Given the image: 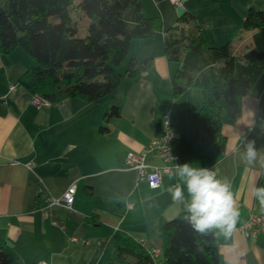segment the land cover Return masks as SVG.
<instances>
[{"label": "crops", "instance_id": "1", "mask_svg": "<svg viewBox=\"0 0 264 264\" xmlns=\"http://www.w3.org/2000/svg\"><path fill=\"white\" fill-rule=\"evenodd\" d=\"M180 2L182 8L169 0H139L143 14L156 19V32L149 39L132 40L124 63L126 67L136 56L150 58V66L132 79L122 78L112 94L94 102L66 98L48 107L33 106L32 94L20 82L32 61L20 48L0 50V240L10 264H106L118 233L147 251L159 249L156 264H163L162 227L186 212L184 203L173 202L167 192L179 182L176 166L162 175L157 189H150L137 181L126 155L158 137L167 113L176 165L215 167L232 181L240 209L236 246L215 235L219 264H264V234L248 238L239 229L250 216L264 217L251 192L254 184L264 186V169L259 164L246 167L233 147L237 136L246 135L264 150V73L240 98L239 116H222L224 152L211 158L199 151L195 140L201 91L187 88L173 94L179 64L164 53V36L181 13L192 17L209 46L229 42L236 52L245 50L254 33L243 29L245 16L250 8L264 12V0ZM111 106L118 107L119 116L105 120ZM147 163L162 165L154 154ZM71 185L76 188L72 206L55 205L51 218L45 217V200L61 197Z\"/></svg>", "mask_w": 264, "mask_h": 264}, {"label": "trees", "instance_id": "2", "mask_svg": "<svg viewBox=\"0 0 264 264\" xmlns=\"http://www.w3.org/2000/svg\"><path fill=\"white\" fill-rule=\"evenodd\" d=\"M72 3L0 0V50L24 51L32 62L21 84L51 104L66 98L94 102L112 94L122 78L132 79L150 66V58L132 56L123 73L116 69L128 58L132 40L149 39L156 32V19L143 14L139 0H79L76 8L89 21L82 38L70 17ZM243 29L254 33L241 52L229 42L209 46L187 13H181L164 36L166 59L179 64L172 81L173 94L180 95L187 88L201 91L195 140L199 151L211 158L224 152L222 116L228 120L239 116L240 98L264 73V12L250 8ZM118 116V107L111 106L104 119ZM187 215L181 213L162 227L163 264H219L215 233H196ZM0 264H10L2 240ZM106 264H156V259L129 236L118 233Z\"/></svg>", "mask_w": 264, "mask_h": 264}, {"label": "clouds", "instance_id": "3", "mask_svg": "<svg viewBox=\"0 0 264 264\" xmlns=\"http://www.w3.org/2000/svg\"><path fill=\"white\" fill-rule=\"evenodd\" d=\"M234 151L246 167L259 164L264 169V150L257 149L254 140L246 135L237 136ZM174 175L178 181L167 187V192L175 203H184L186 220L198 234L215 233L217 238L232 241L229 247L236 246L234 236L240 219V209L233 192L232 181L221 177L213 168L197 167L190 163L177 164ZM252 196L264 210V186L252 187ZM187 196V199H186ZM246 252L240 251L243 257Z\"/></svg>", "mask_w": 264, "mask_h": 264}, {"label": "built area", "instance_id": "4", "mask_svg": "<svg viewBox=\"0 0 264 264\" xmlns=\"http://www.w3.org/2000/svg\"><path fill=\"white\" fill-rule=\"evenodd\" d=\"M171 4L182 8L180 0H169ZM12 89V87H11ZM31 104L37 108L48 107L51 103L39 95H32ZM171 116L167 113L162 117L161 131L158 137L153 140L146 148L138 152H128L126 155V164L136 173L138 182H144L150 189H157L161 184L162 175L170 173L175 168L178 157L172 151L170 146L171 141ZM149 154H154L161 160L162 165L150 166L147 163ZM75 186H69L59 198H51L46 201L45 206L42 207L44 215L51 218L50 208L55 205H62L69 209L74 201ZM53 225H58L54 220L51 221ZM62 228L61 225H58ZM240 231L248 238H255L260 234H264V217L250 216L249 219L239 228ZM71 240H75L74 237ZM148 253L156 259L159 255V249H149ZM39 264H48L40 262Z\"/></svg>", "mask_w": 264, "mask_h": 264}, {"label": "rangeland", "instance_id": "5", "mask_svg": "<svg viewBox=\"0 0 264 264\" xmlns=\"http://www.w3.org/2000/svg\"><path fill=\"white\" fill-rule=\"evenodd\" d=\"M78 1L79 0H73L71 10H70V17L76 23L77 36L82 38L86 35V26L89 23V21L85 20V18L81 16L80 12L77 10L76 5ZM49 20L51 22H56L54 18H50ZM123 67H125V63L116 69L117 71L122 73V71L124 70Z\"/></svg>", "mask_w": 264, "mask_h": 264}]
</instances>
